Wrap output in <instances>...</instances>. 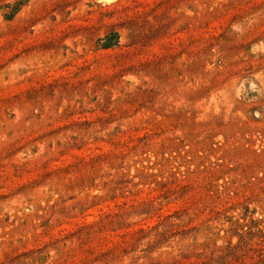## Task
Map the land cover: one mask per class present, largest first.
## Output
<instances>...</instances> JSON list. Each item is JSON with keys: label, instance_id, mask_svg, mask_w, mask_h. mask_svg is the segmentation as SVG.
<instances>
[{"label": "rangeland", "instance_id": "obj_1", "mask_svg": "<svg viewBox=\"0 0 264 264\" xmlns=\"http://www.w3.org/2000/svg\"><path fill=\"white\" fill-rule=\"evenodd\" d=\"M0 264H264V0H0Z\"/></svg>", "mask_w": 264, "mask_h": 264}]
</instances>
